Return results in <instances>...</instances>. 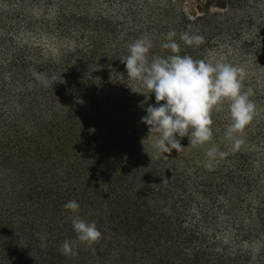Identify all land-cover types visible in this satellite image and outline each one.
I'll use <instances>...</instances> for the list:
<instances>
[{"label": "trees", "instance_id": "obj_1", "mask_svg": "<svg viewBox=\"0 0 264 264\" xmlns=\"http://www.w3.org/2000/svg\"><path fill=\"white\" fill-rule=\"evenodd\" d=\"M178 4L0 0V264H264V121L211 167L127 146L130 159L113 177L119 185L106 179V221L85 213L92 194L78 171L74 138L84 129L76 122L114 97H145L131 89L143 91L120 60L129 44L147 36L148 58L166 57L172 53L160 45L175 31V54L194 60L208 62L228 46L241 56L264 52L263 25L231 10L195 7L190 14ZM183 33L203 42L186 45ZM132 178L137 186L125 184ZM69 200L78 213L63 208ZM75 215L95 222L101 236L65 256L59 249L75 239Z\"/></svg>", "mask_w": 264, "mask_h": 264}, {"label": "clouds", "instance_id": "obj_2", "mask_svg": "<svg viewBox=\"0 0 264 264\" xmlns=\"http://www.w3.org/2000/svg\"><path fill=\"white\" fill-rule=\"evenodd\" d=\"M175 36V31L167 32L165 42L160 45L172 53L166 57L153 56L149 59L152 41L142 36L129 44L128 54L120 58L126 75L140 82L143 91L131 89L145 96V101L140 102L145 112L141 122L148 126L149 134H154L152 147L156 155L164 159L168 158L165 154L171 153L173 149L179 152L183 148L178 138L187 136L192 147L210 141V113L214 108L219 110L225 101L228 102L230 119L224 132L227 139H232L234 133L241 131L253 119L255 112V105L249 98L252 90H242V82L246 77L243 67L224 61L210 63L194 60L188 55H177L175 53L179 51V45L173 39ZM180 40L194 46L201 44L203 37L183 33ZM33 75L39 83L47 86L43 74L34 72ZM149 95L154 96V103H146ZM234 143L238 146L241 141L236 140ZM205 154L208 157L205 167H211V161L225 155L216 146L209 147ZM79 207L75 200L63 205L72 213H78ZM71 224L75 239H65L59 249L65 256L74 255L78 244L92 245L101 236L95 222L85 221L78 215L71 217ZM39 239L41 247H46V237L40 236Z\"/></svg>", "mask_w": 264, "mask_h": 264}, {"label": "rangeland", "instance_id": "obj_3", "mask_svg": "<svg viewBox=\"0 0 264 264\" xmlns=\"http://www.w3.org/2000/svg\"><path fill=\"white\" fill-rule=\"evenodd\" d=\"M179 2L177 9L182 8L190 14L195 7L212 11L231 10V16H236L248 24L264 26V0H241L238 4H230V0H179ZM216 61L228 62L245 69L246 77L242 82V90L249 88L252 90L249 98L255 105L253 119L241 131L234 133L232 139L225 138L224 132L230 123L228 102L225 101L219 110L214 108L210 113L212 121L210 141L192 147L187 136L178 138L183 148L179 152L173 149L171 153L165 154L166 156L186 157L187 162L192 165L202 164V160L208 163L205 153L209 147L216 146L219 151L234 150L248 140L256 124L264 121V52L258 55L241 56L234 52V47L228 46L219 53L210 54L208 62L215 63ZM142 101H145V97L132 103L114 97L112 102L108 104L105 102L102 107L93 110L92 119L76 122L79 128L84 129L81 137L77 133L74 138V144L78 140L81 147L80 154L75 152L79 162L78 171L82 174V182L89 184L92 194L90 200L92 204L87 206L86 214L92 212L93 216L102 217L106 221V179L111 180L113 186L119 185L120 181L113 177L120 172L121 162L125 160V157L130 159L127 156V146L133 145L135 152L139 155L144 152L156 155L152 147L155 136L149 134L148 126L141 122V117L145 115L140 106ZM154 102V96L149 95L146 103ZM65 118L67 121L68 116ZM82 137H88V141L82 142ZM236 140L241 141L238 146L234 143ZM217 158L214 161L217 162ZM135 159L136 162L131 160V165L138 162V158ZM136 182L133 178L125 180V184L130 186H137L139 182L137 184Z\"/></svg>", "mask_w": 264, "mask_h": 264}]
</instances>
